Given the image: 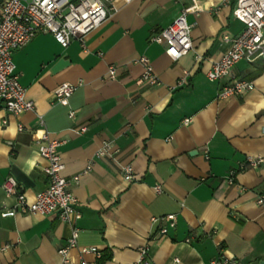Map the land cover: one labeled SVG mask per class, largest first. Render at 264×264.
<instances>
[{
  "label": "crops",
  "instance_id": "1",
  "mask_svg": "<svg viewBox=\"0 0 264 264\" xmlns=\"http://www.w3.org/2000/svg\"><path fill=\"white\" fill-rule=\"evenodd\" d=\"M235 1L115 0L116 10L90 33L86 50L77 40L65 48L51 33H40L14 52L36 111L17 116L0 103V264H61L59 250L72 234L58 213L2 216L16 201L2 187L8 176L28 202L48 186L39 114L51 138L65 140L62 174L74 179L70 188L82 211L75 222L78 246L69 251L72 264H136L146 243L151 264H211L221 255L241 264L264 261V202H258L264 161L247 164L249 157L264 158V56L235 66V78L253 82L244 93L221 99L230 78L207 77L228 49L223 36L244 29L233 16ZM183 8L193 25V48L173 60L166 43L150 38ZM142 55L160 85L137 83ZM110 65L118 68L115 80L108 79ZM79 81L69 107L56 103L58 85ZM106 142L108 154L97 157ZM127 164L135 171L132 182L121 170ZM170 214L176 227L161 235L162 217ZM85 246L98 247L105 257L81 253Z\"/></svg>",
  "mask_w": 264,
  "mask_h": 264
},
{
  "label": "built area",
  "instance_id": "2",
  "mask_svg": "<svg viewBox=\"0 0 264 264\" xmlns=\"http://www.w3.org/2000/svg\"><path fill=\"white\" fill-rule=\"evenodd\" d=\"M115 0H1L0 11V103L8 112L14 115H21L28 111H36L34 101L27 98V90L20 82V76L16 72V65L13 60L14 52L17 49L27 46L38 34L51 33L63 46L68 47L73 40L80 42L86 50L87 38L91 32L100 27L110 18L116 10ZM130 2L132 0H124ZM188 11L183 8L175 20L167 27L153 34L151 41L166 43L167 54L178 60L193 48L192 27L189 23ZM233 16L244 24V29L236 35L225 34L224 41L228 49L222 58L213 63L207 71L210 81H220L230 78L219 91L218 97L226 99L231 95L241 94L251 90L253 82L246 79H237L233 71L240 61L254 62L264 56V0H236L233 9ZM138 62L143 67L141 76L137 79L138 84H148L151 87L161 84L159 76L155 73L151 60L142 55ZM118 68L110 65L108 79L117 78ZM185 76L179 81V85L186 82ZM82 84L62 83L58 85L53 93L56 103L63 106H70V98ZM68 115L74 118L75 111L69 109ZM190 118L184 119L189 123ZM38 124L41 135L39 137V152L48 161L44 171L48 175L49 183L47 188L36 193L35 199L28 202L26 195L18 188V182L13 176H8L2 187L5 193L15 197L16 201L12 208L2 212L3 217L15 216L19 213H30L49 215L58 213L62 221L72 225V234L67 245L59 250L61 264H72L69 251L78 246L79 229L75 222L81 218L82 211L78 206V199L71 190L74 179L65 177L62 174L64 163L60 155V147L65 143L63 139H53L50 136L43 115H38ZM23 124H19V130H24ZM85 127L80 129L85 131ZM109 142L97 152V157L108 154ZM264 161L263 157H249L247 164L256 167ZM93 161L89 162L90 169ZM124 179L127 182L135 180V171L132 165L127 164L121 167ZM234 173L230 174L229 183H234ZM76 178V177H75ZM157 193H161V185H156ZM259 203L264 202L260 197ZM166 224L161 227L160 234L167 235L170 228H175L177 219L175 214L162 217ZM156 220V218L154 219ZM190 241V239H187ZM81 253H94L100 259L103 252L96 246H85L80 249ZM139 259L136 264H151L149 259V244L139 248ZM179 261V259H175ZM241 264L235 257L221 255L214 259L211 264Z\"/></svg>",
  "mask_w": 264,
  "mask_h": 264
},
{
  "label": "water",
  "instance_id": "3",
  "mask_svg": "<svg viewBox=\"0 0 264 264\" xmlns=\"http://www.w3.org/2000/svg\"><path fill=\"white\" fill-rule=\"evenodd\" d=\"M261 264H264V261H261Z\"/></svg>",
  "mask_w": 264,
  "mask_h": 264
},
{
  "label": "trees",
  "instance_id": "4",
  "mask_svg": "<svg viewBox=\"0 0 264 264\" xmlns=\"http://www.w3.org/2000/svg\"><path fill=\"white\" fill-rule=\"evenodd\" d=\"M105 257V255L102 256V259Z\"/></svg>",
  "mask_w": 264,
  "mask_h": 264
}]
</instances>
